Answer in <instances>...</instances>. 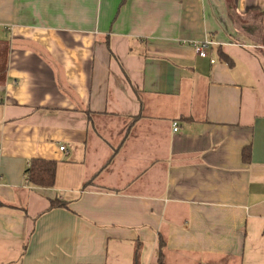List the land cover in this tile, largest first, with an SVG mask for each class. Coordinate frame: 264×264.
<instances>
[{
	"label": "crops",
	"instance_id": "crops-1",
	"mask_svg": "<svg viewBox=\"0 0 264 264\" xmlns=\"http://www.w3.org/2000/svg\"><path fill=\"white\" fill-rule=\"evenodd\" d=\"M0 39V264H264V0H0Z\"/></svg>",
	"mask_w": 264,
	"mask_h": 264
},
{
	"label": "trees",
	"instance_id": "trees-1",
	"mask_svg": "<svg viewBox=\"0 0 264 264\" xmlns=\"http://www.w3.org/2000/svg\"><path fill=\"white\" fill-rule=\"evenodd\" d=\"M7 56L8 43L7 41L5 42L4 40L0 39V84L4 81V77L6 75ZM248 156L249 155L245 154L244 159L247 160ZM55 167L56 163L54 160L42 158L30 159L25 168L27 182L35 187H52L55 181ZM65 205V201L58 200L55 198L49 201L48 208L61 207Z\"/></svg>",
	"mask_w": 264,
	"mask_h": 264
},
{
	"label": "built area",
	"instance_id": "built-area-1",
	"mask_svg": "<svg viewBox=\"0 0 264 264\" xmlns=\"http://www.w3.org/2000/svg\"><path fill=\"white\" fill-rule=\"evenodd\" d=\"M191 46L194 49V52L200 56V57H207V50L210 46H212V41L210 40H202V41H193L191 43ZM211 63L214 62L213 59H210ZM174 127L173 130L176 131L178 129L177 123H173ZM61 150H65V146H60ZM27 181V178H26ZM153 264H159V263H153Z\"/></svg>",
	"mask_w": 264,
	"mask_h": 264
}]
</instances>
